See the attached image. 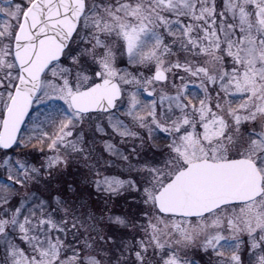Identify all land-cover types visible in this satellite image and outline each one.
Wrapping results in <instances>:
<instances>
[{"label":"snow or ice","instance_id":"snow-or-ice-1","mask_svg":"<svg viewBox=\"0 0 264 264\" xmlns=\"http://www.w3.org/2000/svg\"><path fill=\"white\" fill-rule=\"evenodd\" d=\"M0 264H264V0H0Z\"/></svg>","mask_w":264,"mask_h":264}]
</instances>
